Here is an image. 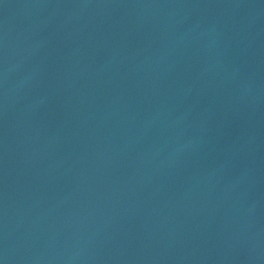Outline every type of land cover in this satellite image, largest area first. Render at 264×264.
I'll use <instances>...</instances> for the list:
<instances>
[{
	"label": "water",
	"instance_id": "water-1",
	"mask_svg": "<svg viewBox=\"0 0 264 264\" xmlns=\"http://www.w3.org/2000/svg\"><path fill=\"white\" fill-rule=\"evenodd\" d=\"M0 264H264V0H0Z\"/></svg>",
	"mask_w": 264,
	"mask_h": 264
}]
</instances>
